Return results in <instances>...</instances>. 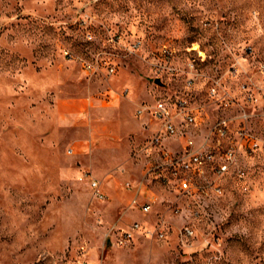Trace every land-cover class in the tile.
Masks as SVG:
<instances>
[{
  "label": "rangeland",
  "instance_id": "rangeland-1",
  "mask_svg": "<svg viewBox=\"0 0 264 264\" xmlns=\"http://www.w3.org/2000/svg\"><path fill=\"white\" fill-rule=\"evenodd\" d=\"M164 48L183 76L157 70ZM212 81L234 106L208 97ZM176 95L200 108L196 142L224 118L236 143L243 115L263 142L239 151L220 196L145 178L160 160L146 109ZM263 120L264 0H0V264H264ZM128 182L153 197L148 214Z\"/></svg>",
  "mask_w": 264,
  "mask_h": 264
},
{
  "label": "built area",
  "instance_id": "built-area-1",
  "mask_svg": "<svg viewBox=\"0 0 264 264\" xmlns=\"http://www.w3.org/2000/svg\"><path fill=\"white\" fill-rule=\"evenodd\" d=\"M159 54L162 63L157 66L158 71L171 77L183 76L184 72H179L172 66V53L168 49H162ZM64 55L72 58L69 51H64ZM188 66L193 70V65ZM82 68L85 72L92 74L100 71L98 64L94 65L88 61H83ZM106 70L108 73L114 71L111 67H107ZM185 82L186 86L190 88L194 83V77H187ZM207 93L208 97L224 109L235 105L234 98L227 95L217 81L211 82ZM146 111L158 125V131L150 138L149 145L158 148L160 160L155 165L148 167L145 178L158 180L162 185L174 190L176 195L195 202L198 198L207 199L220 196L222 194L220 180L235 165L239 151L252 153L259 150L263 144L255 134L244 126L245 115L241 116L242 125L235 130L236 143H226L232 131L230 129L231 122L224 118L216 120L208 129L203 140L200 143L196 142L185 131L201 124L200 108L193 105L183 95L161 97ZM176 138L183 139V144L179 149H171L166 146V139ZM90 186L96 191L97 196L103 199L104 194L100 192L99 183L95 179H90ZM124 188L132 193L128 204L130 209L138 210L142 214H148L151 211L154 199L152 196L146 195L143 184L128 182ZM140 229V224L134 222L122 233L121 239L130 242ZM153 234L163 239L166 236V231L164 229L154 230ZM180 234L183 237H189L192 236L193 231L190 228H183Z\"/></svg>",
  "mask_w": 264,
  "mask_h": 264
}]
</instances>
